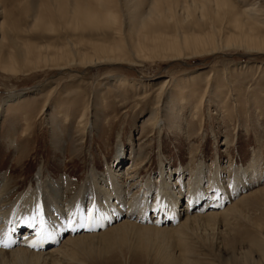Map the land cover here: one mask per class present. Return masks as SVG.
I'll use <instances>...</instances> for the list:
<instances>
[{"label": "rangeland", "instance_id": "1", "mask_svg": "<svg viewBox=\"0 0 264 264\" xmlns=\"http://www.w3.org/2000/svg\"><path fill=\"white\" fill-rule=\"evenodd\" d=\"M173 1L180 14L190 6L192 21L179 22L176 31L165 23L160 30L168 36L176 32L204 35L212 24L220 44L217 53L192 57L185 52L184 58L173 61L135 55L130 37H136L155 3L164 7ZM225 1L235 13H250L253 33L264 38V0ZM192 2L0 0L1 231L5 232L9 218L21 216L30 203L46 202L48 187L41 182L48 177L63 216L78 208L75 215L82 227H94L64 233L61 238L104 232L47 258L34 257L30 252L36 251L30 245L23 256L0 247V264H264V180L252 177L234 189L240 177L237 169L253 172L248 166L253 158L255 171L264 174V53L222 49L228 39L237 38L233 13L229 9L225 19L202 21ZM76 4L97 9L98 14L116 15L121 36L112 26L71 30L65 22L77 10ZM180 14L179 21L183 20ZM120 37L127 60L79 65V55L94 57V47L116 43ZM26 48H37L42 59L33 64L34 52ZM58 51L69 55L56 60ZM201 51L197 54L202 55ZM5 64L13 70H3ZM116 82L126 83L127 88ZM118 140L125 149L119 166L121 173H127L122 179L124 199L137 196L143 201L148 179L155 196L160 163L174 174L182 171L181 179L185 184L188 178L189 186L201 163L204 199L210 203V212H219L217 219L206 217L186 230L181 228L183 215L158 224L151 210L145 217H120L102 224V215L94 211L95 195L101 194L88 177L96 170L102 185L111 187L107 171L116 164ZM39 169L42 175L37 178ZM183 189L182 202L189 193ZM195 212L201 213L191 211ZM124 219L132 225L108 230Z\"/></svg>", "mask_w": 264, "mask_h": 264}, {"label": "bare ground", "instance_id": "2", "mask_svg": "<svg viewBox=\"0 0 264 264\" xmlns=\"http://www.w3.org/2000/svg\"><path fill=\"white\" fill-rule=\"evenodd\" d=\"M160 3H155L152 11L149 12V15L146 17V20L143 22L142 26L136 33V37H130V42L132 44L131 46L133 47L134 53L137 57L147 58V56L151 55L158 56L162 60L173 61L184 58L185 56L183 54L185 52L191 54L192 57H200L204 54L211 55L217 53L216 50L220 48V44L217 43L214 38V34L216 33L214 32L212 24H210V31L208 33H205L204 35L191 34L190 36H186L185 34H178L176 32L174 35L168 36L167 34H165V31H161L160 28L165 23L174 25V30L176 31V29H178V27L180 26L179 22L182 21L184 23L189 24L192 21V18H190L191 13L189 5H186L184 8V13L180 14L178 13L180 11L178 8V4L175 1L167 2L164 7H162ZM95 5L98 6V4ZM191 6L199 11V20L202 21L206 20L211 22L215 21V19H225L228 16L229 9L230 12L233 13L231 15L233 21L232 23L234 25L237 38L232 40L228 39L222 49L241 48L242 50H245V52L252 51L253 53H264V38L259 37L255 33H253L254 24L253 22H251L252 18L248 16L251 15L250 13H235L234 8L231 5H228L227 1L225 0H193ZM76 7L77 10H75L72 13L70 19L65 22L71 30L75 31L76 29L97 27L109 28L112 26L113 30L116 31V34L121 36L120 27L118 28V24L120 23L117 22L118 19L116 15L112 16L109 13L98 14L97 9L90 10L84 7L79 8V4H76ZM209 13L212 15L213 18L209 16ZM179 14L182 15L183 20L179 21ZM44 26L45 29H51L50 25L44 24ZM36 49L37 48H26L28 52H34L35 60L33 64L37 63L38 60L42 59V56ZM93 51L94 57L79 55V65L84 67H93L100 64L113 65L119 64L122 61L127 60L124 57V46L121 37L118 38L116 43L94 47ZM198 51H201V53L203 54L198 55ZM68 55V53H60L58 51L55 57L56 60H63L66 59ZM50 59L55 60V58ZM71 62L74 61L71 60ZM67 65L70 64L67 63ZM2 69L12 71L13 67L11 65L5 64V66H2ZM116 83L121 84L120 88H127L126 83ZM179 92L180 91H178V93ZM180 95L181 94H179V96ZM124 150V144H122L121 140H118L115 152L116 164H112L111 167H108L107 171L111 187L108 188L104 187V184L102 185L103 178L102 176H99V173L96 170H92L91 174L88 177L90 180L88 181V183L92 184L94 187L93 189H95V191L101 194V197L99 198L96 197L98 196L97 193L95 195L94 200L96 202L94 211L95 214H97L98 216L102 215L101 219H99L103 220L101 222L102 224L114 222L120 217H145L146 214L152 213L151 210H154L153 213L156 214L154 218L157 219L156 223L158 224L172 222L173 220H176V218L180 215H183L184 221L182 220V225H180L182 229L186 228V230L188 229L187 227L191 223H194L196 221L198 222L199 220L205 219L206 217L208 220L217 219L219 212H210V203L208 201H205L204 199L206 197V193L202 189L201 163H199L197 166L196 177L194 179V183L191 184V186H189L188 184V178L187 182L184 184V179H181V177H183L181 175L182 171L180 172V174H174L171 172L170 168L166 166V164L160 163L158 175L156 177L157 181H159V186L158 190L155 192V196H152V181L148 179L144 184V189L146 190V198H144L143 201H140V198H138L137 196L134 198L128 197L129 199H124L121 196L124 190V183H122V179L126 177L127 173H121L120 171H122V169L121 167H119L124 159ZM255 163V158H253L248 164V166H251L253 168V172L251 173H248L251 169L248 170V172L246 171V169H244V167L237 169V171L240 173V177L237 178L234 189L241 188L244 185V181L249 182L252 177H258V181L264 180V174L260 175L258 174V172L255 171ZM216 164L218 163L216 162ZM129 166L130 164H127L125 166V170L128 169ZM218 169L219 166H216V178L220 174ZM41 171V169L38 170L37 178L41 177ZM122 175L123 177L121 178ZM216 181L219 183L217 179ZM40 182L41 181L38 180L37 189ZM41 183L47 185L48 187V191L44 199L46 202H43L42 199L41 201L38 200V202L30 203L28 207H25V209L22 210V212L20 213L21 216H19L18 218L16 216L9 218L6 222L5 232L1 231L3 230V226L2 224H0V247H7L8 249H10L8 251L9 253L17 252V256H19L18 253L22 255L23 252L28 250L26 246L30 245L31 248L36 251V253L30 252L31 254L35 255L34 257L38 255L39 257L45 256L47 258L51 254L61 253L69 246H73V244H77L80 246L82 240L94 238L104 233L103 232L98 234H78L73 237L61 238L62 234L64 233L68 234L74 233L76 231H84L88 228L90 230H93L94 227L93 225L89 227L85 226V228L82 227V221L75 215V212L78 208H74L73 212L69 216H63L64 211L61 209V205L59 204V202L54 199L55 196H57V192H55L54 189L50 187L49 178L46 177V179ZM184 187L188 188L187 190L189 191V193L182 202L181 195L182 189ZM217 190L222 191L221 189ZM81 191H83V189ZM83 192H81V194H83ZM245 197L246 195H243L242 199ZM148 198H150V201L148 200ZM2 203L3 201L1 200L0 207ZM17 203L18 202H15V206L13 208L14 211L17 210ZM236 205L237 204L233 205V207L231 208L224 210V214L227 211L231 212ZM126 210L128 211V213L126 212ZM193 210L201 213L195 212V214H193L191 213V211ZM54 211L56 213L55 215H53ZM159 213L162 214V217H159V215H157ZM163 215H165V217H163ZM129 225L131 226L132 223L124 219L120 224H115L111 226L108 230L111 231L121 227L124 228ZM143 229H146L148 231L151 228L144 227ZM154 230L157 229L155 228ZM162 230L163 229L161 228L158 231ZM60 238L62 240L58 243L59 245L55 246L54 244H56L60 240ZM0 253H2L1 250ZM66 253L64 251L65 255Z\"/></svg>", "mask_w": 264, "mask_h": 264}]
</instances>
